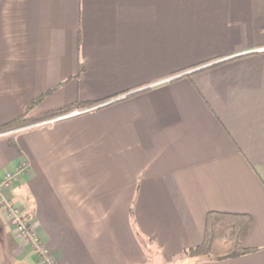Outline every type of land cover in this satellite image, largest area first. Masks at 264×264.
I'll return each instance as SVG.
<instances>
[{"label": "crops", "instance_id": "1", "mask_svg": "<svg viewBox=\"0 0 264 264\" xmlns=\"http://www.w3.org/2000/svg\"><path fill=\"white\" fill-rule=\"evenodd\" d=\"M76 103L0 136V264H44L8 205L56 264L173 263L210 212L254 251L189 264H264V0H0V127Z\"/></svg>", "mask_w": 264, "mask_h": 264}, {"label": "trees", "instance_id": "2", "mask_svg": "<svg viewBox=\"0 0 264 264\" xmlns=\"http://www.w3.org/2000/svg\"><path fill=\"white\" fill-rule=\"evenodd\" d=\"M82 70L81 67L78 75ZM43 98L44 96L34 101L28 110ZM93 104L76 103L69 107L49 111L42 118L22 116L9 124L1 126L0 133L33 125L42 119L46 120L69 114ZM252 223V217L247 214L210 212L206 216L205 233L202 243L185 250L183 255L188 261H195L202 258L225 260L248 254L254 251V249L246 248L244 246V240L251 229Z\"/></svg>", "mask_w": 264, "mask_h": 264}, {"label": "built area", "instance_id": "3", "mask_svg": "<svg viewBox=\"0 0 264 264\" xmlns=\"http://www.w3.org/2000/svg\"><path fill=\"white\" fill-rule=\"evenodd\" d=\"M2 133H0V136ZM25 169H26V164H22L19 167L18 171L8 174L4 179L2 186L8 187L11 184H13L16 181V178L19 176V174L24 172ZM7 209L9 212V218L12 221L13 225L15 226L18 235L23 239L30 241L31 243L36 245L41 257L43 258L44 264H56L55 261L48 255V253L43 250L40 243L38 242V239L36 238L35 233L30 228L27 220L20 215L19 210L13 207L12 205H8Z\"/></svg>", "mask_w": 264, "mask_h": 264}, {"label": "rangeland", "instance_id": "4", "mask_svg": "<svg viewBox=\"0 0 264 264\" xmlns=\"http://www.w3.org/2000/svg\"><path fill=\"white\" fill-rule=\"evenodd\" d=\"M7 215L9 217L8 209H7ZM11 223H12V221H11ZM170 264H189V262H187V258L183 255L182 257H178V259H176L173 263H170Z\"/></svg>", "mask_w": 264, "mask_h": 264}]
</instances>
